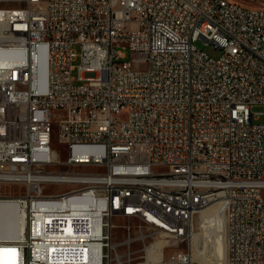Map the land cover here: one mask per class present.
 Returning <instances> with one entry per match:
<instances>
[{"label": "built area", "instance_id": "2783aa9c", "mask_svg": "<svg viewBox=\"0 0 264 264\" xmlns=\"http://www.w3.org/2000/svg\"><path fill=\"white\" fill-rule=\"evenodd\" d=\"M256 105L263 4L0 0V182L22 186L0 192L16 205L0 249L16 250L12 264H143L161 240L151 264H196L195 216L218 203V264H264Z\"/></svg>", "mask_w": 264, "mask_h": 264}, {"label": "bare ground", "instance_id": "6f19581e", "mask_svg": "<svg viewBox=\"0 0 264 264\" xmlns=\"http://www.w3.org/2000/svg\"><path fill=\"white\" fill-rule=\"evenodd\" d=\"M46 82V73H43L41 76V85L44 86ZM210 205L209 207H211ZM16 205L12 202H2L0 204V230L1 233H4V229H6L15 219V215L9 213L10 209L15 208ZM213 208V207H212ZM218 211L221 214L222 217V224H223V230L222 231V238L220 240V250L219 255L213 256L211 254V242L213 240V230L218 228V222L215 218V209L212 210V212L207 213L205 209H200L196 216H195V224L199 225L198 229L199 231H195L191 243V254L193 260L200 261L201 264H211L212 260L215 262H220L222 259L225 258L227 253V244H226V219L224 217V214L221 212V206L218 204ZM218 214V215H220ZM24 224H25V216L24 212L20 213L19 217V229L18 234H21L24 232ZM14 235L17 237V235ZM224 235H225V246H224ZM203 244V246H201ZM163 246V241L158 240L157 243L152 244L151 246H148L149 255L148 260L144 262L143 264H151L149 262L150 260H159L160 255L156 256L155 251L158 248L161 249ZM16 250L8 249V248H2L0 249V264H12L14 262V257L16 255ZM194 260V261H195Z\"/></svg>", "mask_w": 264, "mask_h": 264}, {"label": "rangeland", "instance_id": "374dc122", "mask_svg": "<svg viewBox=\"0 0 264 264\" xmlns=\"http://www.w3.org/2000/svg\"><path fill=\"white\" fill-rule=\"evenodd\" d=\"M238 2L242 3V4H263L264 5V1L261 2V1H258V0H237ZM196 46L201 48V49H204L206 50L208 53H210L211 55L213 56H217V53L215 51V49L212 47V46H208V45H205L204 41L202 40H198L196 41ZM78 51H80V46L77 45L75 47ZM126 60H130L131 59V51L130 49H127L126 50ZM76 74V71L74 72ZM254 113H255V118H256V121L257 122H264V105H256L253 109ZM54 126V132H55V139H54V148L56 150H58L61 155H62V158H66L68 156V153L65 151V147L64 145H62L61 143H59L58 141V125H53ZM22 189V186L21 185H18V184H13V183H4V182H0V192H11V191H20ZM66 189H69V186H64V185H57V184H47L45 186V190L46 191H49V192H61V191H64ZM213 207V208H212ZM205 209V211L207 213H210L212 212L213 209H215V218L217 219V222H218V228L214 229L213 230V240L211 242V254L213 256H217L219 255V250H220V240L222 238V231L224 230L223 228V224H222V217H221V214L220 212L218 211V203H214L212 204L211 207H206V208H203ZM220 214V215H218ZM115 222L119 225L121 224H125L127 222H129L127 219H121L119 217H116L115 218ZM132 225L133 226H139L140 225V222L137 221V220H132L131 221ZM195 225V231H199L198 227L199 225ZM225 231V230H224ZM117 235L119 238H123L124 236V231L123 229H118L117 230ZM140 245L136 244L134 247L135 248H138ZM201 246H203V244H201ZM224 246H225V235H224ZM183 248L184 249H187V243H184L183 244ZM195 260V259H194ZM198 264V262L201 264L200 261H197L195 260ZM219 262H215L214 260H212L211 264H218ZM210 264V263H209Z\"/></svg>", "mask_w": 264, "mask_h": 264}]
</instances>
